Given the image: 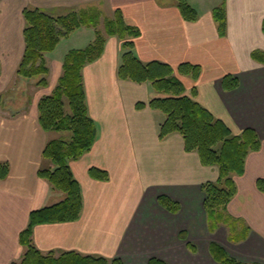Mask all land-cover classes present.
Wrapping results in <instances>:
<instances>
[{
  "label": "crops",
  "instance_id": "obj_1",
  "mask_svg": "<svg viewBox=\"0 0 264 264\" xmlns=\"http://www.w3.org/2000/svg\"><path fill=\"white\" fill-rule=\"evenodd\" d=\"M187 1L198 12L197 21L182 16L177 0H0V163L10 167L8 177L0 178V264L24 255L19 236L30 213L65 198L38 174L40 168L53 167L43 151L55 139L52 134L61 133L43 129L38 105L56 88L68 52L84 49L96 38L94 28L82 27L62 39L57 46L66 44L62 54H45L48 85L38 86L42 77L17 74L25 51L23 11L39 8L60 16L105 6L113 17L120 9L127 24L139 29L135 53L143 62L171 65L186 94L192 96L196 88L195 99L234 134L257 131L262 147L250 152L243 175H233L238 192L226 209L240 221L238 232L249 231L238 242L230 240L226 225L210 232L202 186L218 180V167L205 166L198 152H188L179 133L160 139L165 114L151 107L139 110L137 104L163 94L151 83L119 78L122 41L107 36L102 56L83 70L89 113L99 132L92 149L70 162L82 187L81 217L35 226L34 245L43 253L74 251L123 264H148L152 258L168 264H220L211 254L214 242L242 263L264 264V192L257 185L264 179V63L252 57L264 50V0ZM223 3L224 37L213 15ZM184 63L200 67L197 79L177 72ZM229 74L240 82L231 91L223 87ZM93 167L107 171L109 180L94 179ZM162 195L181 210L162 207Z\"/></svg>",
  "mask_w": 264,
  "mask_h": 264
},
{
  "label": "trees",
  "instance_id": "obj_2",
  "mask_svg": "<svg viewBox=\"0 0 264 264\" xmlns=\"http://www.w3.org/2000/svg\"><path fill=\"white\" fill-rule=\"evenodd\" d=\"M178 8L187 21H197L198 12L187 0H177ZM95 10L73 11L66 15L55 16L39 8H26L23 15L26 21L24 29L25 51L17 74L25 78L42 77L38 86L48 85L49 67L45 54L53 52L62 39L68 38L82 27H93L95 40L84 49L68 52L63 63V72L52 94L43 97L38 105L39 121L46 132H71V138L50 140L43 151L44 159L51 161L53 167L40 168L38 174L47 180L54 189L65 194V198L56 204L46 206L30 213L29 224L19 236L20 244L26 251L22 258L11 264H123L120 259L83 255L74 251L57 255L54 252L43 253L33 242V231L40 224L74 222L80 219L83 210V194L80 182L75 177L70 162L82 158L94 146L98 138V124L89 113L86 88L83 78L84 67L98 60L105 49L107 36H117L122 41L121 63L118 76L122 80L136 83H151L154 90L163 96L153 98L148 104L139 102L137 109L151 107L162 111L166 119L160 128V139L164 140L173 133H179L185 140L188 152H198L205 166H217L219 178L216 182L208 181L202 189L206 195L204 208L208 218L210 232H215L221 225L230 229V240L240 241L249 231L247 227L238 230L240 221L231 218L226 209L238 192L233 175H243L246 159L250 152L258 151L262 141L253 128L245 129L236 135L221 119L203 107L195 98L186 94L183 82L175 75L169 64L152 61L143 62L135 53L134 40L140 36L139 29L125 21L120 9L113 18L104 23V32L99 28L100 13ZM214 19L222 37L227 33L226 4L213 11ZM264 32V22H263ZM254 59L264 63V51L252 53ZM178 73L199 76L200 67L184 63L178 67ZM237 76L229 74L223 78V87L231 91L238 88ZM9 164L0 163V178L6 179ZM90 175L94 179L109 180V173L93 167ZM264 192V179L257 182ZM162 207L178 213L181 206L168 196H160ZM189 248L196 251V246L189 243ZM211 254L220 264L242 263L229 256L217 243H211ZM148 264H168L152 258ZM262 264V263H250Z\"/></svg>",
  "mask_w": 264,
  "mask_h": 264
},
{
  "label": "rangeland",
  "instance_id": "obj_3",
  "mask_svg": "<svg viewBox=\"0 0 264 264\" xmlns=\"http://www.w3.org/2000/svg\"><path fill=\"white\" fill-rule=\"evenodd\" d=\"M109 8L110 7H108V6L106 7L105 6V7H101V9H99L98 7L97 8L94 7V9H92V10H95V11H92V12L98 11L100 13V19H99V24L100 25H99V28H100V30L102 32H104V23H105V21L108 20V19L113 18V15L110 14L111 13V9L109 10ZM77 12H79V11H77ZM65 49H66V44H63L62 46H60L59 48H57L55 50V52L49 53V55H54L55 54L56 56H59L60 54H62L64 52ZM258 51L262 52L264 50L258 49ZM1 99L2 98L0 97V102H1ZM0 108H2L1 107V103H0ZM71 135H72L71 132H61L58 135L52 134L51 138H55V139L56 138L70 139L71 138Z\"/></svg>",
  "mask_w": 264,
  "mask_h": 264
}]
</instances>
